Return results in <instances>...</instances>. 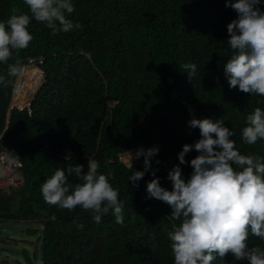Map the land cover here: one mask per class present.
Returning <instances> with one entry per match:
<instances>
[{
  "label": "trees",
  "instance_id": "16d2710c",
  "mask_svg": "<svg viewBox=\"0 0 264 264\" xmlns=\"http://www.w3.org/2000/svg\"><path fill=\"white\" fill-rule=\"evenodd\" d=\"M13 9L28 10L24 0H0V20ZM235 17L225 0H75L70 18L79 29L53 35L42 22L31 21L34 39L8 62L22 67L28 56L44 59V79L30 96V113L10 107L12 93L13 104L27 100L14 98L17 75L0 87V145L10 146L23 163L22 184L9 195L0 193V221L40 222L28 229L38 234L39 250L22 249L23 264H173L170 206L147 197L146 181L152 178L147 173L138 187L127 181L134 169L142 170L143 156L129 169L124 155L157 145L152 160L159 164L153 167L170 190L167 171L179 163L182 145L200 136L187 125L192 117L222 118L241 153L264 155V141L247 145L241 138L246 115L264 108V97L229 88L223 75L231 55L226 25ZM185 62L197 65L195 76L181 68ZM32 71L25 74L29 87L38 81ZM0 73L7 74L6 65ZM195 155L189 151L185 161ZM88 159L99 162V171L125 201L123 225L111 212L96 223L90 210L69 211L43 200L40 186L46 178L68 164H84L86 171ZM180 167L187 178L190 165ZM69 180L78 182L75 176ZM248 243L264 247L252 235ZM213 264L248 262L228 253Z\"/></svg>",
  "mask_w": 264,
  "mask_h": 264
},
{
  "label": "clouds",
  "instance_id": "9594fccd",
  "mask_svg": "<svg viewBox=\"0 0 264 264\" xmlns=\"http://www.w3.org/2000/svg\"><path fill=\"white\" fill-rule=\"evenodd\" d=\"M26 12L13 13L0 20V65L7 66V74L0 73V87H6L8 77L21 72L19 62L8 63L14 53L29 46L34 39L29 31L31 21L42 22L53 35L68 33L81 27L70 16L75 11V0H24ZM264 0H225L236 17L226 25L228 51L231 55L223 64V75L229 88L250 95L264 97ZM26 65V62L25 64ZM190 77L195 76L197 65L185 62L181 65ZM32 97L30 98L31 102ZM190 128L199 129V139L185 143L177 153L178 164L168 171L166 179L171 189L160 184L158 168L153 161L159 148L139 147L128 151L125 161L129 169L143 156L142 170H133L127 181L138 187V181H146V194L170 206L173 221L167 237L173 256V264H213L223 261L231 253L235 261L248 264H264V247H251L249 236L264 241V155L243 154L235 146L234 132L222 118L192 117ZM2 135V134H0ZM241 138L247 145L264 141V108L255 107L245 117ZM195 150L197 155L185 161V155ZM188 163L190 175L185 178L181 165ZM96 159L84 164H68L57 168L40 186L43 200L61 209L73 210L77 206L90 210L96 223L109 212L117 224H124L125 201L119 198V190L110 177L99 171ZM70 176H75L73 183ZM54 218V217H53ZM83 224H77L83 229Z\"/></svg>",
  "mask_w": 264,
  "mask_h": 264
},
{
  "label": "rangeland",
  "instance_id": "374dc122",
  "mask_svg": "<svg viewBox=\"0 0 264 264\" xmlns=\"http://www.w3.org/2000/svg\"><path fill=\"white\" fill-rule=\"evenodd\" d=\"M24 67H29L27 65H23L21 69ZM18 75V74H17ZM18 76H16L15 84ZM23 82V81H22ZM43 82V80H42ZM39 84L38 86H40ZM39 87H37L38 89ZM37 91V90H36ZM35 91V92H36ZM34 92V93H35ZM34 95V94H33ZM28 99V98H27ZM12 101V100H11ZM30 101V97H29ZM12 103V102H11ZM156 146L157 145H152ZM149 146V147H152ZM3 145H0V149H2ZM148 148V147H145ZM131 152H135L131 151ZM125 156L124 162L128 158V153ZM18 183L16 186H5L0 190V193L9 195L12 193L13 189L20 186L22 183ZM39 221L36 220H1L0 221V264H15L17 261L20 263H24L22 249H27L28 253H32L33 250H39L40 242H37V235H30L28 229L38 228ZM36 263L33 262V264Z\"/></svg>",
  "mask_w": 264,
  "mask_h": 264
},
{
  "label": "built area",
  "instance_id": "2783aa9c",
  "mask_svg": "<svg viewBox=\"0 0 264 264\" xmlns=\"http://www.w3.org/2000/svg\"><path fill=\"white\" fill-rule=\"evenodd\" d=\"M44 59L42 56H28L26 57V65L29 68H33L31 75H35L34 73H38V81L33 87L25 86V93H27V100L21 105L17 106L16 104H12L10 107H17L22 109L26 107L28 112L30 113V101L29 97L36 90L38 85L42 82L44 78V73L41 70V64ZM30 75V76H31ZM23 166V163L18 155V153L12 149L4 147L0 150V190L5 186H16L20 181H22V175L19 172V168Z\"/></svg>",
  "mask_w": 264,
  "mask_h": 264
},
{
  "label": "crops",
  "instance_id": "0c3cea01",
  "mask_svg": "<svg viewBox=\"0 0 264 264\" xmlns=\"http://www.w3.org/2000/svg\"><path fill=\"white\" fill-rule=\"evenodd\" d=\"M32 68L29 67H24L21 72L19 73V78H18V87L16 88V92L14 94V98L16 100H24L27 98V93H25V86L27 85V79L25 78V74L26 72H28V70H30ZM23 81V82H22ZM15 86V85H14ZM13 92V91H12Z\"/></svg>",
  "mask_w": 264,
  "mask_h": 264
},
{
  "label": "bare ground",
  "instance_id": "6f19581e",
  "mask_svg": "<svg viewBox=\"0 0 264 264\" xmlns=\"http://www.w3.org/2000/svg\"><path fill=\"white\" fill-rule=\"evenodd\" d=\"M18 75H19V73H18ZM18 75H17V76H18ZM43 79H44V78H43ZM41 83H42V82H41ZM41 83H40V84H41ZM14 89H15V86H14V88H13V92H14ZM12 100H13V93H12ZM11 102H12V101H11ZM12 104H13V103H10V106H11ZM17 106H18V105H17ZM11 108H12V107H11ZM4 147H7V148H9V149H12V148L9 147V146H4ZM4 147H3V148H4ZM3 148H2V149H3ZM2 149H1V150H2Z\"/></svg>",
  "mask_w": 264,
  "mask_h": 264
},
{
  "label": "water",
  "instance_id": "95a60500",
  "mask_svg": "<svg viewBox=\"0 0 264 264\" xmlns=\"http://www.w3.org/2000/svg\"><path fill=\"white\" fill-rule=\"evenodd\" d=\"M10 147V146H9Z\"/></svg>",
  "mask_w": 264,
  "mask_h": 264
}]
</instances>
